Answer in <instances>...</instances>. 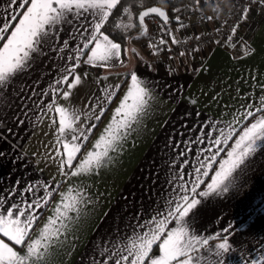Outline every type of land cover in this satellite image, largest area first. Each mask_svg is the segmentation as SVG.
Instances as JSON below:
<instances>
[{"label": "crops", "instance_id": "0c3cea01", "mask_svg": "<svg viewBox=\"0 0 264 264\" xmlns=\"http://www.w3.org/2000/svg\"><path fill=\"white\" fill-rule=\"evenodd\" d=\"M232 1L218 0L220 9L231 6ZM9 5L10 0H0V21L26 10ZM74 13L75 10L61 23L48 27L40 52L32 53L28 66L0 88V197L7 208L12 203H30L45 196L44 186L52 192L43 207L34 208L38 219L29 232L28 243L39 238L49 218L56 216L62 197L79 193L85 197L78 205L79 214L70 211V220L49 225L50 231L59 229L61 235L42 264H115V258L108 259L111 252L125 245L134 233L143 232L139 225L165 211L166 202L177 195L181 183L191 186L194 169L211 155L206 149L216 151L212 141L222 139L220 130L228 132L231 126L238 134L250 122L251 118L246 121L243 114L249 105L258 106L264 97V16L248 6L235 32L224 43L200 45L194 52L180 50L171 59L156 60L157 47L147 40L150 17L145 22L147 34L141 35L140 28H123L134 24L130 12L131 21L128 15L111 20L114 29L126 33L120 60H113L114 67L108 68L85 63L87 54L82 56L74 74L68 77L69 83L74 75H79L81 81L69 89L67 83L56 82L68 75L65 69L76 64L69 56H76L84 42L81 33H91L95 22L91 10ZM215 24L211 20L206 29ZM200 28L186 20L169 25L166 30L171 40L187 37ZM101 31L121 45L106 30ZM132 73L148 89L150 98H146L147 106L128 134L115 150L109 151L110 162L78 176L70 175L73 169L67 171L66 165L61 169L62 156L57 155L58 149L63 152L57 143L59 114L48 106L77 110L80 119L76 127L96 124L73 161L75 167L93 150L112 120L131 84ZM116 85L119 88L107 102L104 90ZM53 88L59 91L54 94ZM64 91L71 93L67 99ZM100 107L105 112L96 121L94 116ZM72 135L66 131L62 140L70 141ZM235 139L234 135L228 146ZM220 146L225 151L216 157L213 169L227 158L228 146ZM213 175L214 171L209 170L208 176H201L204 183L198 192L207 190ZM28 185L34 186L33 192H23ZM225 185L227 192L198 197L201 203L186 218L195 233L215 237L209 241L208 251L201 249L200 255L207 257L202 264H219L220 260L223 264H252L253 260L264 264V147L236 169ZM175 226L174 221L168 224V228ZM224 237L228 239L229 251L217 257L215 245L222 243ZM0 239L21 255L26 251L24 245H14L2 236ZM153 251L159 254L158 244Z\"/></svg>", "mask_w": 264, "mask_h": 264}, {"label": "snow or ice", "instance_id": "6c2138e0", "mask_svg": "<svg viewBox=\"0 0 264 264\" xmlns=\"http://www.w3.org/2000/svg\"><path fill=\"white\" fill-rule=\"evenodd\" d=\"M139 2L142 6L143 0H139ZM119 3L120 0H19V2L10 0V7L16 5L18 10H26L17 11L16 14L11 15L10 19L0 21V43H2L0 46V88L5 87L11 77L28 66L32 53L40 52L39 45L48 36V27L61 23L68 13H72L74 10L76 15L91 10L95 22L91 33L87 35L81 33L84 42L82 47L76 50V56H69L70 60L75 59L76 64L65 69L68 75L63 76L56 83H67L69 89L77 86L81 77L74 75V79L70 83L68 77L74 74L75 67L79 65L81 57L86 54L85 63L108 68L114 67L111 62L120 60L121 45L109 39V36L105 35L101 29L112 14V9L116 8ZM124 11L131 21L130 10L125 8ZM246 12L247 9H245ZM152 14L162 18L165 23L168 21V16L161 7L147 8L138 16L141 35L147 34L145 18ZM17 19L18 23L13 25V21H17ZM135 26L128 23L123 25V28L127 30ZM172 42L177 43L175 37ZM160 43L163 44L165 41L161 40ZM66 44L67 42H65ZM90 45L92 46L90 47ZM118 88L119 85H116L111 90H104L107 102H111L115 90ZM52 90L54 94L59 91L55 88ZM70 94V91H64L63 97L67 99ZM146 98H150L148 89L142 85L137 75L132 73L131 84L119 106L115 109L112 120L93 145V150L88 151L84 159L75 167H73V161L76 160L83 143L88 141L96 124L76 127V122L80 119L77 110L70 112L64 107L49 105V110L54 109L59 114L57 143L62 146L63 152L61 153L58 149L57 155L62 156L61 169L66 165L69 169H73L70 175L78 176L91 173L110 162L109 151L115 150L119 141L128 134L132 124L137 122L138 116L147 106ZM95 107L96 105L93 106V108ZM104 112L105 109L100 107L99 114L94 116L95 120L99 121ZM249 118H251L250 122L238 134L231 126H229L228 132L221 129L222 139L217 138L212 141L216 151L212 152L211 149H206L211 152V155L200 161V166L194 169L195 176L191 186L189 187L186 182L181 183L177 195L166 202L165 211L157 212L151 220L139 225L144 231L134 233L125 245L117 247L116 251L111 252L108 259L115 258V264H202L205 262L207 257L200 255L201 249L208 251L209 241L215 237H204L195 233L186 218H190V214L201 203L198 197H207L219 191L227 192L228 186L225 185V181L236 169L244 165L258 148L264 147V97L261 98L258 106H248L243 114V119L249 121ZM53 122L55 123V121ZM237 122L239 123V121ZM66 131L73 133L70 141L62 140ZM234 135L236 136L234 144L228 146V141L233 139ZM221 144L228 146L227 158L219 161L218 169H213L212 165L216 163V157L225 151V148L220 146ZM201 169L205 170L201 171ZM209 170L214 171L211 182L207 184V190L198 192L197 189L204 183L201 176H208ZM183 179V174H181L180 180L183 181ZM44 187L46 195L37 197L30 203L24 200L19 204L12 203L5 208L6 201L0 197V236L7 238L14 245L26 247V251L21 255L13 246L5 243L4 239H0V264H42L49 248L61 235L59 229L54 232L50 231L49 225L55 224L57 220H70L71 217L68 216L70 211L79 214L78 205L83 203L85 197L79 193L71 198L62 197L61 204L56 208V216L49 218L48 224L41 229L39 238L26 243L29 232L38 219L34 208L43 207L48 202V198L52 196V192L48 191L47 186ZM33 191V185H28L23 190V192ZM172 221L176 226L168 228V224ZM62 227L67 226L62 224ZM157 244L159 254L153 251L154 245ZM229 248L228 239L224 237L222 243L215 245L214 255L219 257L222 253L228 252ZM104 264H107V261H104ZM219 264H223V260H220ZM252 264H260V262L253 260Z\"/></svg>", "mask_w": 264, "mask_h": 264}, {"label": "built area", "instance_id": "2783aa9c", "mask_svg": "<svg viewBox=\"0 0 264 264\" xmlns=\"http://www.w3.org/2000/svg\"><path fill=\"white\" fill-rule=\"evenodd\" d=\"M248 6H252L258 15L264 16V0H233L226 9H220L218 0H194V5L186 12L185 17L201 28L187 37L176 39L177 43L170 40L163 22L158 17L151 16L147 40L157 47L154 59H171L180 50L194 52L200 45L224 43ZM211 20L215 21V27L206 29ZM161 40L165 43L161 44Z\"/></svg>", "mask_w": 264, "mask_h": 264}, {"label": "trees", "instance_id": "16d2710c", "mask_svg": "<svg viewBox=\"0 0 264 264\" xmlns=\"http://www.w3.org/2000/svg\"><path fill=\"white\" fill-rule=\"evenodd\" d=\"M152 4H158L166 9L170 19L167 23L163 22V25L167 28L169 25L181 22L183 23L186 21L185 14L194 5V0H143L142 6L139 0H120V3L113 9L110 19H108L102 29L106 30L110 35H112V37L117 38L123 48L126 42V33H124V31L120 28L114 29L112 27L113 24L111 20L120 18L123 15L127 16L128 14L125 13L124 9L128 8L133 14L134 24L136 25L135 28L139 29L140 26L137 20L139 10ZM69 170L70 169L67 168V171Z\"/></svg>", "mask_w": 264, "mask_h": 264}, {"label": "water", "instance_id": "95a60500", "mask_svg": "<svg viewBox=\"0 0 264 264\" xmlns=\"http://www.w3.org/2000/svg\"><path fill=\"white\" fill-rule=\"evenodd\" d=\"M149 7H161V8L166 12V14H167V16H168V13H167V11H166V9H165L164 7H162V6L158 5V4H152V5H149V6L144 7V9L141 8V9L139 10V12H138V14H137V20H138L139 13L142 12V11H144V10H146V9L149 8ZM151 16H156V17H158V16L155 15V14H152V15H150L149 17H151ZM147 18H148V17L145 18V22H146V19H147ZM158 18H159L162 22H164L162 18H160V17H158ZM169 19H170V17L168 16V21H169ZM168 21H167V22H168ZM138 22H139V20H138ZM145 26H146V23H145Z\"/></svg>", "mask_w": 264, "mask_h": 264}, {"label": "rangeland", "instance_id": "374dc122", "mask_svg": "<svg viewBox=\"0 0 264 264\" xmlns=\"http://www.w3.org/2000/svg\"><path fill=\"white\" fill-rule=\"evenodd\" d=\"M127 49H129V48H127Z\"/></svg>", "mask_w": 264, "mask_h": 264}]
</instances>
